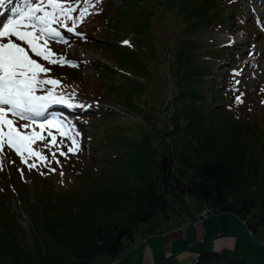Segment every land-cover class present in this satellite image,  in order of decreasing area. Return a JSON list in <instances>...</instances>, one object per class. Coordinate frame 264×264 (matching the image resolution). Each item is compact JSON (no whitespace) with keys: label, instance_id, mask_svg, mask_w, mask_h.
Wrapping results in <instances>:
<instances>
[{"label":"trees","instance_id":"trees-1","mask_svg":"<svg viewBox=\"0 0 264 264\" xmlns=\"http://www.w3.org/2000/svg\"><path fill=\"white\" fill-rule=\"evenodd\" d=\"M120 1L125 2V7L113 4L112 0H101L93 14L87 16L81 24L83 40L80 43L87 46L91 42L96 47L105 48L99 53L104 54L108 60L110 57H114V50L120 55L130 54L131 64L120 68L124 74L128 73L126 74L127 80H119L120 70L116 71L105 62L98 60L89 62L91 68L98 75L95 81L83 79L79 67L50 66L51 73L60 78L64 85H67V90L78 87L84 91V95L103 98L116 108L117 104L128 110L138 108L136 114L141 120L143 132L138 134L140 137L133 136L132 132L123 128L126 124L132 125L133 120L119 114L118 109L114 110V107L108 108L106 120H114L117 123L112 126V130L108 134L101 138L109 145V154L104 165L92 177L88 178L87 173L82 176L85 181L83 186L67 188L63 190V193H77L80 189L87 188L94 183L106 182L101 178L107 176L114 180L116 172L127 167L131 168V164L136 161L133 164L136 166L135 172L150 184L153 189L152 196L156 195L157 190L160 192V196H156L160 197L163 203L160 207L157 206V210L160 211V214L165 215L163 217L165 221L169 220L167 213L170 208H174L184 197L192 196L202 202V208L209 207L212 212L244 215L247 220L243 223V227L249 230L248 234L264 228V180L258 186L261 190L260 193L253 197L252 194H249L246 186L239 182L240 179L235 170L226 166L222 157L205 154L191 162L189 155L185 154L186 145L181 142L186 135L199 136L198 131L202 128L196 129L195 126H192L193 117H199L202 122L204 119H208L209 121L206 123L215 127L218 122L216 117L220 116L219 119L226 124L251 129L255 136L264 134L263 116H260L254 125L238 119L234 115L232 100L229 101L227 95L223 93V88L216 89L217 86L223 84L216 82L219 72H213L215 67L219 66L218 60L225 57L229 65H232L235 60L234 53L227 45L218 48L211 46L208 48L210 49L209 55L197 50L194 45H191L192 41H176L175 52H172L174 60L171 61L174 71L171 72L169 68L168 73V63L164 62V93L170 96V100L174 102V109L170 108L167 114L159 112L155 109L158 106L156 101L150 106L142 108V100L145 99L148 92H146L144 84L139 83L136 77L149 76V67L146 65L148 57L135 49L123 46L121 44L123 41L116 45L117 32H124L128 29V26H124L127 23L124 19H128V16L130 18L136 16L139 14V10H143L149 13L144 20H128L129 27L130 24L135 27L139 24L144 25L145 33L140 35L143 37L147 31H150L153 12L157 14L158 8L162 10L159 13L164 16L163 29L168 28L174 17L173 14L178 12L180 0ZM189 7L191 17L188 16L186 20L188 30L193 28L209 32L217 30L230 32L236 27H240L239 20L248 14L246 13L247 8L240 0H194ZM90 11L92 10L90 9ZM158 18L160 16H157L156 19ZM92 23L97 24L99 28L94 33H88L85 28L93 29ZM245 23L247 26L249 25L248 20ZM98 26L95 25L94 29ZM130 32L132 33V30L126 36L127 40L132 37ZM127 33L128 31L123 34ZM98 34L100 35L98 40L89 37H98ZM152 41L159 43L160 39L156 38L155 41L153 39ZM184 52H187V55L184 59H179V56ZM168 56L171 58V55ZM191 57L196 59L195 64L191 63ZM205 76L207 77L206 82L210 85L206 89L209 100L202 95L198 86ZM136 85H140L142 88L137 94L138 97L132 91ZM181 102L185 107L177 105ZM148 107H152V109ZM123 136H129L130 141L125 143ZM99 139V136H93V143L97 146L101 143ZM189 145L190 147L194 146L193 141ZM96 153L97 148L94 150L93 156ZM131 154L132 156H130ZM255 183L257 184L256 181ZM105 184L111 185L108 182ZM139 186L142 188L136 186L134 190L146 195L149 187L144 184ZM149 203L152 205L153 202L149 200ZM137 207L140 208V205ZM34 208L36 207L27 210L30 220L27 232L15 219L10 206L3 205L0 208V264H94L95 260L100 257L115 258L128 247V242L134 240L136 228L140 224L137 217L146 223L150 222L154 215L151 212L153 210L147 209L146 212L141 213L143 216L137 215L136 222L118 226L120 228H116V226L111 231L105 232V226L102 225H98L102 230L94 225L91 228L84 227L83 224L86 222L77 223L76 215L72 217L65 210L57 211L49 208L33 210ZM183 211V209L179 210L178 214L180 215ZM212 212H209L208 215ZM83 219L84 216L79 218L81 221ZM72 220L73 226L70 225ZM27 238L36 242L37 245L28 248ZM263 262V260L255 259L243 260L222 250L200 253L197 264H264Z\"/></svg>","mask_w":264,"mask_h":264},{"label":"rangeland","instance_id":"rangeland-1","mask_svg":"<svg viewBox=\"0 0 264 264\" xmlns=\"http://www.w3.org/2000/svg\"><path fill=\"white\" fill-rule=\"evenodd\" d=\"M192 1L194 0H180L178 12L173 14L174 17L171 19L166 29H163L164 16L159 13L162 12V10L158 8L156 11L157 14L153 12V17L150 21V31L146 30L147 34L143 37L140 36L145 33L146 28H144L143 24H139L136 27L130 24L131 28L128 25V20L130 19L132 21L144 20L149 13L143 10H139V14L136 16L131 18L128 16V19H124L127 21L124 26H128V29L126 31L124 30V32H117L115 43L119 45L121 41L128 39L126 36H128L129 31L132 30V33L130 32L132 37L129 39L132 45L130 48L148 57L146 65L149 67V76L143 78L141 76L136 77L139 83L144 84V88L146 92H148L145 96V99L148 101L145 99L142 100V108L150 106V104L156 101L158 106L155 109L159 112L167 114L170 108L174 109V102L170 100V96L164 93V62L168 63V73L169 68L171 72L174 71L171 61L174 60L172 52H175L174 46L176 45V41H192L191 45H194L197 50L209 55L210 49L208 48L211 46L218 48L222 44L231 42V40L229 41L228 35L221 30L209 32L202 29H187L186 20L188 16L191 17L189 5L192 4ZM242 2L245 4L244 0ZM112 3L120 5V7H125L124 1L112 0ZM181 14L182 16H180ZM157 16H160V18L156 19ZM249 17L250 16H248V18ZM94 24L95 23H92L93 29L85 28V31L88 33L96 32L99 26L95 24L98 27L94 29ZM120 29L122 31V28ZM252 29L258 33L264 32L262 27L257 28L255 23L252 24ZM127 31V34H123ZM99 37L100 35L98 34L97 38ZM156 38L160 39L159 43H154L152 41V39L155 41ZM261 38L260 42L264 44V36ZM247 39L248 37L244 32L236 34L234 38V40L240 41L245 46ZM236 44L239 45V43ZM89 45L91 47L81 46L80 44L78 47L75 44H69L65 46L64 50L78 59L89 58L92 61L94 59H101L116 71L120 70L124 65L131 64L132 58H130V54L124 56V54L120 55L119 52L114 50V57H110L108 60L104 54H99V52L105 48L101 46L96 47L91 42ZM123 46L125 45L123 44ZM168 55H171V58ZM185 55H187V52L181 54L179 59H184ZM190 59L191 63H196L194 57ZM221 64V68H224L223 65L225 64L223 62H221ZM252 65L253 63L251 62L250 66ZM221 68H219L218 71L222 76L224 70L222 72ZM245 71L246 70L243 69L242 73H245ZM125 73L128 74L127 72ZM81 74L90 81H95L98 78L97 73L87 65L81 69ZM118 74H120L119 80H127L126 74L122 71ZM231 75L229 86L232 98L242 94L241 92L246 94V96L243 97L244 103L241 104L240 116L247 124L254 125L257 123V115H264V71L261 73L260 77L253 78V80V74H246V79L242 85H237L236 76L234 74ZM206 81L207 77L205 76L198 86L202 95L209 100V94L206 89L210 85ZM83 86H85V84H83ZM140 88V85H136L132 88L136 97H138L137 94L142 89ZM237 88L239 92L236 91ZM258 92H261V94ZM177 105L185 107L182 102L180 104L177 103ZM148 108L152 109V107ZM116 109H118L119 114H122L129 120H133L132 125L126 124L123 128L132 132L133 136H139L138 134L143 131L140 124L141 120L136 114L138 108L128 110L117 104ZM98 116L102 115L98 114ZM216 118H218V122L214 127L212 124L206 123V121H209L208 119H204V122H202L199 117H193L194 120L191 122L192 126H195L196 129H202L198 131L199 136L186 135L182 138L181 142L186 145L185 154L189 155L191 162L205 154L222 157L225 160L226 166L235 170L237 176H239V182H242L248 189L249 194H252L254 197L256 196L255 194L260 193L261 190L258 186L259 183L264 180V134L255 136L251 129L243 128L244 126L240 127L226 124L219 119L221 118L220 116ZM114 124H116V122L112 120L106 121L103 127H105L106 131H109L111 130L109 126ZM170 127L173 128L172 126ZM86 129L94 133L99 131L98 125L94 120L93 122H87ZM99 132L102 133L101 131ZM122 138L125 143L130 141L129 136H123ZM192 141L194 146L190 147L189 143ZM107 151L108 148L106 147L102 154ZM130 156H132V154ZM134 163L131 164V168L127 167L126 169H121V171L116 172V178L114 180L108 178V176L106 178H101L111 183V185L105 184L106 182H100L99 184L94 183L87 188L80 189L77 193L71 194H64L63 190H59L60 187L54 176L48 177L49 179L42 178L44 180L40 181V179L34 175V178H31L27 183L21 181L23 183H21L22 185L27 186L26 189L16 186L15 190L11 189L9 179L6 177L0 189L3 190V187L6 189L3 195L0 194V208L3 205L10 206L15 219L26 232L29 231L30 227L27 210L32 209V207H36L33 210H43V208L57 211L65 210L68 212L67 214H71L72 217L76 215L77 223L86 222L83 224L84 227L91 228L94 225L101 229L98 225H102L105 226V232L111 231L116 226V228H120L118 226L136 222L138 218V223L140 224L138 228H136L134 240L127 243L128 247H126L118 257H100L95 260L94 264H186L189 260H196L195 257H193L194 252H218L222 250L228 251L233 256L243 260L255 259L264 261V228H260L259 231H253L251 234H248L249 230L243 227V223L247 220L244 215L238 216L231 213L213 211L202 220L201 226L196 229L191 225H187V223L188 219L192 220L191 215L197 213L199 209L202 208V202L192 196H186L182 201L178 202L174 208H170L167 213L169 220L168 222L165 221L163 218L165 215L160 214V211L157 210V206L160 207L162 205L161 203H163L162 199L157 197L160 196V192L157 190L155 192L157 196H152L153 189L145 179H141L142 176L140 177L139 174L135 172L136 166H133ZM69 174L72 177L71 180L75 182L76 179L73 177L75 176V172H70ZM32 179L35 181L31 182ZM69 181L70 180H68V182ZM140 184L149 187L146 195H142L134 190L136 186L142 188L139 186ZM104 187H106V189H103ZM165 199L168 200L167 197H165ZM149 200L153 202L152 205L149 203ZM137 205H140V208H138ZM147 209L153 210L151 212L154 214V218L152 217L150 222L145 223V221L139 220L140 217H137V215L140 214V216H143L141 213L144 211L146 212ZM181 209L184 211L179 215L178 212ZM82 216H84V219L81 221L79 218H82ZM72 222L73 220L70 222V225L73 226L74 223ZM27 239L28 248H33V246L35 247V245H37V243L31 241L30 238ZM252 241L263 246V249Z\"/></svg>","mask_w":264,"mask_h":264},{"label":"snow or ice","instance_id":"snow-or-ice-1","mask_svg":"<svg viewBox=\"0 0 264 264\" xmlns=\"http://www.w3.org/2000/svg\"><path fill=\"white\" fill-rule=\"evenodd\" d=\"M86 2L88 6L81 7L73 0H0V170L5 167L8 152H12L28 171L46 169L55 173L57 168L52 164L62 167L60 157L68 159L81 150V133L76 125L49 113V109L53 105L79 109L92 105L74 103L75 93L58 91L62 82L51 77L50 66L78 65L50 45H67L65 31L82 35L77 26L93 14L101 0ZM261 27L264 29V20ZM123 44L132 47L129 40ZM234 75L242 72L237 70ZM236 83L239 85L238 80ZM234 102L243 104L244 100L236 95ZM38 118L42 119L38 122ZM38 142L44 150L34 147ZM17 171L23 179L24 167Z\"/></svg>","mask_w":264,"mask_h":264},{"label":"built area","instance_id":"built-area-1","mask_svg":"<svg viewBox=\"0 0 264 264\" xmlns=\"http://www.w3.org/2000/svg\"><path fill=\"white\" fill-rule=\"evenodd\" d=\"M209 212H212V209L209 207H203L201 208L200 211H198L196 214L193 215L192 220H189L187 225L194 226V228H199L201 226L202 220L205 219ZM196 255V256H195ZM193 257H195L194 260H189V263H198L199 261V254L198 253H193Z\"/></svg>","mask_w":264,"mask_h":264},{"label":"water","instance_id":"water-1","mask_svg":"<svg viewBox=\"0 0 264 264\" xmlns=\"http://www.w3.org/2000/svg\"><path fill=\"white\" fill-rule=\"evenodd\" d=\"M253 242V241H252ZM254 244H257L258 246H260V247H262L263 248V246H261L260 244H258V243H256V242H253ZM162 263V262H161Z\"/></svg>","mask_w":264,"mask_h":264},{"label":"bare ground","instance_id":"bare-ground-1","mask_svg":"<svg viewBox=\"0 0 264 264\" xmlns=\"http://www.w3.org/2000/svg\"><path fill=\"white\" fill-rule=\"evenodd\" d=\"M243 42V41H242Z\"/></svg>","mask_w":264,"mask_h":264}]
</instances>
